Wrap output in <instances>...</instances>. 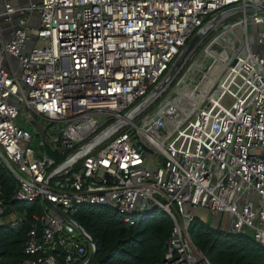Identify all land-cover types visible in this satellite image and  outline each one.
<instances>
[{
	"label": "built area",
	"instance_id": "1",
	"mask_svg": "<svg viewBox=\"0 0 264 264\" xmlns=\"http://www.w3.org/2000/svg\"><path fill=\"white\" fill-rule=\"evenodd\" d=\"M248 23H264V0H41L0 14V165L11 199L34 210L23 264H89L80 205L128 225L162 209L159 264H209L187 234L197 209L264 249V55L252 49L264 36L251 43ZM3 212L0 200V222L24 226Z\"/></svg>",
	"mask_w": 264,
	"mask_h": 264
},
{
	"label": "trees",
	"instance_id": "2",
	"mask_svg": "<svg viewBox=\"0 0 264 264\" xmlns=\"http://www.w3.org/2000/svg\"><path fill=\"white\" fill-rule=\"evenodd\" d=\"M13 191V177L0 165L1 219L6 221L12 211L26 214L24 226L19 229L0 222V264H23V248L33 224V206L13 201ZM74 219L96 245L89 264H159L172 229L170 216L158 207L148 214L135 215L132 225L123 223L121 216L106 206L80 205ZM187 234L209 264H264V249L250 232L233 234L194 218Z\"/></svg>",
	"mask_w": 264,
	"mask_h": 264
},
{
	"label": "crops",
	"instance_id": "3",
	"mask_svg": "<svg viewBox=\"0 0 264 264\" xmlns=\"http://www.w3.org/2000/svg\"><path fill=\"white\" fill-rule=\"evenodd\" d=\"M40 1L41 0H0V14H2L6 8H16V7L26 6L30 3L36 4L39 3ZM260 25H264V23ZM248 26H251V33L249 34L248 31V36L250 37L251 43H255L256 37L258 35L264 36V29H257L256 31H254V29H256L259 25L248 23L247 30H248ZM259 48L262 49L261 53L264 55V44L261 46H257V45L253 46V49L255 50H258Z\"/></svg>",
	"mask_w": 264,
	"mask_h": 264
},
{
	"label": "rangeland",
	"instance_id": "4",
	"mask_svg": "<svg viewBox=\"0 0 264 264\" xmlns=\"http://www.w3.org/2000/svg\"><path fill=\"white\" fill-rule=\"evenodd\" d=\"M257 29H264V25H259L256 29H254V31H256ZM248 31L249 34L251 33V26H248ZM227 40L229 41V44L232 46H236V43L232 40V38L230 36H226ZM253 49V47H252ZM255 50V49H254ZM258 50H262L261 48H259ZM209 75H211V72L209 71L207 73V77L206 79L209 78ZM191 212L193 213L194 217H198L200 220L202 221H206L208 225L215 224L217 228H219L220 230H225V226H226V221H227V215L226 214H221V215H216V216H212L207 214L206 211L203 210H191Z\"/></svg>",
	"mask_w": 264,
	"mask_h": 264
},
{
	"label": "water",
	"instance_id": "5",
	"mask_svg": "<svg viewBox=\"0 0 264 264\" xmlns=\"http://www.w3.org/2000/svg\"><path fill=\"white\" fill-rule=\"evenodd\" d=\"M242 56H243V54H242ZM215 70L218 71L219 69L216 68ZM197 210H200V209H197ZM203 211H204V210H203ZM206 212H207V211H206ZM207 214H209V213L207 212ZM209 215H210V214H209ZM216 215H218V214H216ZM216 215H214V216H216ZM219 215H220V214H219ZM196 218H198V217H196ZM204 222L207 223L206 221H204ZM188 226H189V224L186 225V228H188ZM211 227H213L214 229L217 228L215 224H212ZM91 243H92L93 246H94V252H92V254H91V256H90V260L95 256V253H96V245H95V243H94L92 240H91ZM166 246L168 247V243H166Z\"/></svg>",
	"mask_w": 264,
	"mask_h": 264
}]
</instances>
